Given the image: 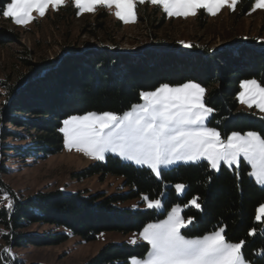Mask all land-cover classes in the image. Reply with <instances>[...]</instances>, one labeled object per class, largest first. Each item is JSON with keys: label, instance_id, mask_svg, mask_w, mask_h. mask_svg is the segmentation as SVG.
<instances>
[{"label": "trees", "instance_id": "trees-1", "mask_svg": "<svg viewBox=\"0 0 264 264\" xmlns=\"http://www.w3.org/2000/svg\"><path fill=\"white\" fill-rule=\"evenodd\" d=\"M8 1L0 0V9ZM6 33H0V42L7 38ZM256 46L254 40L235 41L213 52L155 43L137 47L133 52L110 47L95 52L83 45L69 48L55 61L23 59L27 70L7 86L9 100L3 121L36 133L23 135L4 127L2 138L29 137L25 146L9 148L23 157L46 158L62 150L64 138L59 129L67 116L88 111L119 113L138 102L142 91L162 83L186 81L205 89L206 106L214 110L209 124L222 134L255 130L264 136V117L241 110L237 99L242 80L255 78L264 85V50L256 52ZM79 174L119 176L127 190L87 194L56 189L39 191L26 198L10 194L11 209L0 205V224L7 230L2 236L7 243L13 247L56 245L70 236L88 242L102 231H139L148 221L163 217L173 205L179 204L183 207L182 215L192 220L182 229L184 235H200L223 227L227 241L245 242L242 254L246 260L264 264V223L255 220V210L264 202V186L250 178L248 166L243 162L237 169L221 164L219 170L212 169L205 160L179 163L162 169L157 177L145 166L108 154L104 161L91 163ZM177 184L185 185L182 194H177ZM145 196L152 200L160 198L162 209L120 205ZM193 198H197L199 208L189 203ZM31 224H47L61 230L23 232ZM252 230L255 234L249 235ZM147 250L146 242L111 241L77 264H129L132 256L143 257ZM0 264L23 263L15 257L9 261L0 251Z\"/></svg>", "mask_w": 264, "mask_h": 264}, {"label": "rangeland", "instance_id": "rangeland-1", "mask_svg": "<svg viewBox=\"0 0 264 264\" xmlns=\"http://www.w3.org/2000/svg\"><path fill=\"white\" fill-rule=\"evenodd\" d=\"M9 2L10 0L7 3ZM255 3L256 0H240L234 11L224 7L218 14L212 16L201 9L197 15L184 18L169 17L161 8L148 3L146 0L145 3H138L136 5V19L134 22L129 23L119 20L114 15V9L110 10L105 7H97L93 13L77 15L78 10L73 6L71 0H68V3L58 10H53L49 7L43 17L33 12L34 20L26 26L17 25L11 18H5L1 14L0 29H3V31L0 30V33L7 32V38L3 39V42H0V205L8 204V200H5L4 197L7 195L10 198V194L26 198L39 191L49 192L56 189H60L62 192L81 191L87 194L96 192H103L105 194L123 193L127 190L126 187L122 186V177L119 176H101L98 174L87 177L81 176L79 172L97 160H93L82 153L76 152L75 149L71 151L65 149L64 142L61 151L40 159L23 157L9 148L10 146L17 145L25 146L30 138H2L4 127L15 129L23 135L36 133L34 130L15 126L12 123L3 121L4 112L9 100L7 86L11 85L27 70L23 59H28L33 62L42 59L55 61L61 58L69 48H82L83 45L87 46V48H94L93 51L95 52L103 51L105 47L123 52H133L137 47H150L155 43H168L176 44L182 49L195 47L200 50L204 49L215 52L227 47L232 42H245L250 40H254L257 43L258 46L256 48L254 47V51L257 52L264 50V9L257 8L253 11ZM185 43L190 44L191 47H184ZM191 57L190 59H192ZM252 79L255 78L244 80ZM255 80L259 83L257 79ZM181 84L169 85L179 86ZM154 90L155 88L148 91ZM138 103H142V100L140 99L134 104ZM133 105L116 114L122 115L125 111H129ZM239 108L264 117V112H261L255 106L248 108L246 105L239 103ZM88 112L103 113L110 111ZM88 112L71 114L63 120L73 115H84ZM210 117L205 121V125L215 128L220 132L218 128L209 124ZM61 127H63V121ZM248 131L255 130H247L239 133L244 134ZM233 132L237 131H231L225 134L220 132V134L223 139H226ZM108 154L116 156L112 153H106L105 158ZM241 162H243L242 158ZM179 163L191 162L177 161L172 165L162 166L161 170L171 168ZM243 163L246 164V162ZM223 165L228 168L235 167L236 169L240 166ZM247 166L249 175L251 167L250 165ZM250 178L257 183L253 177L250 176ZM184 190L177 194H182ZM156 199L161 201L160 198ZM140 202L142 203L140 204ZM120 205L125 207L148 208L144 199L128 200L121 202ZM177 205L179 204L173 205L163 217L148 221L139 231L129 233L102 231L97 234L94 240L88 242L83 241L78 236H70L67 240L56 245L38 246L26 244L20 247H13L3 238L2 235L7 230L0 224V251L3 252L4 257L9 261L15 257L23 264L81 263L96 254L106 242H130L134 238L137 239V243L142 242L139 241L138 233L149 223H159L165 220L172 208ZM179 206L182 215L183 207L181 205ZM161 209L162 201L161 208L155 210ZM182 217L185 220L189 219L183 215ZM220 228L223 227H217L203 234L193 236L184 235L182 230L181 233L189 239L202 238ZM60 230V228H55L47 224H31L24 228L23 232L42 233ZM149 248L150 246H148V250ZM5 249L8 251H5ZM146 254L143 257H132L144 258ZM244 260L245 264H252L245 258Z\"/></svg>", "mask_w": 264, "mask_h": 264}, {"label": "snow or ice", "instance_id": "snow-or-ice-1", "mask_svg": "<svg viewBox=\"0 0 264 264\" xmlns=\"http://www.w3.org/2000/svg\"><path fill=\"white\" fill-rule=\"evenodd\" d=\"M146 0H71L77 15L93 13L97 7L114 9V15L125 23L136 19L135 8ZM158 6L169 17L195 16L203 9L215 16L224 7L235 10L240 0H147ZM68 0H10L0 11L5 18L26 26L34 20L33 12L43 17L51 7L58 10ZM264 9V0H256L253 11ZM184 47H191L185 43ZM237 99L248 108L255 106L264 112V86L255 79L240 83ZM205 89L196 82L179 86L161 84L154 91H142V103L134 104L122 115L113 112H88L63 120L64 147L93 159L102 161L106 153L121 160L146 166L157 177L162 166L177 161L196 163L207 161L212 169L219 170L221 163L239 166L241 158L250 165L249 175L264 186V136L248 131L233 132L226 139L215 128L207 127L205 121L213 113L206 106ZM185 188L175 185L177 193ZM7 207L11 209L12 202ZM149 209L161 208L159 199L144 197ZM199 208L197 198L189 201ZM255 220L264 223V204L255 210ZM192 223L185 220L179 205L174 206L168 217L159 223L147 224L138 233L139 241L150 246L144 258L131 257L129 264H245L242 256L244 241L231 243L220 228L202 238H186L181 230ZM255 231L249 232L254 235ZM136 244L137 239L130 240ZM5 251H8L5 249Z\"/></svg>", "mask_w": 264, "mask_h": 264}]
</instances>
